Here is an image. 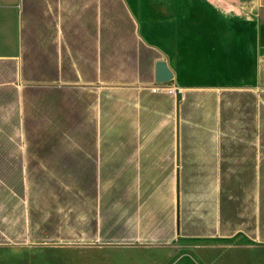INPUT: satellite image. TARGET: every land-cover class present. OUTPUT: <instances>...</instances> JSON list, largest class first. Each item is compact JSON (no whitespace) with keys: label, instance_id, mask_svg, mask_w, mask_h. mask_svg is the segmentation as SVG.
Masks as SVG:
<instances>
[{"label":"crops","instance_id":"0c3cea01","mask_svg":"<svg viewBox=\"0 0 264 264\" xmlns=\"http://www.w3.org/2000/svg\"><path fill=\"white\" fill-rule=\"evenodd\" d=\"M239 235L264 242V0H0V243Z\"/></svg>","mask_w":264,"mask_h":264},{"label":"rangeland","instance_id":"374dc122","mask_svg":"<svg viewBox=\"0 0 264 264\" xmlns=\"http://www.w3.org/2000/svg\"><path fill=\"white\" fill-rule=\"evenodd\" d=\"M156 89V88H154ZM0 264H264V242L245 236L180 238L166 249L0 243Z\"/></svg>","mask_w":264,"mask_h":264},{"label":"water","instance_id":"95a60500","mask_svg":"<svg viewBox=\"0 0 264 264\" xmlns=\"http://www.w3.org/2000/svg\"><path fill=\"white\" fill-rule=\"evenodd\" d=\"M155 72H156L155 78L159 82L169 81L173 77L172 72L167 66L165 61H157ZM175 95H176V101L178 102L181 97V94L177 90L175 91Z\"/></svg>","mask_w":264,"mask_h":264}]
</instances>
